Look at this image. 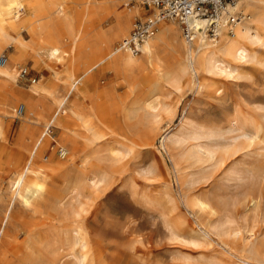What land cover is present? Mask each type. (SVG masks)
Instances as JSON below:
<instances>
[{
    "label": "rangeland",
    "instance_id": "1",
    "mask_svg": "<svg viewBox=\"0 0 264 264\" xmlns=\"http://www.w3.org/2000/svg\"><path fill=\"white\" fill-rule=\"evenodd\" d=\"M133 4H138L143 16L137 13L130 28L151 14L142 0ZM35 8L31 1L25 2L19 19L26 23ZM260 10L264 11V3ZM68 12L79 27L96 22L101 9L92 6L86 12L70 2ZM259 30L264 38V22ZM84 33L89 40L94 31ZM10 36L18 35L11 31ZM119 43L120 39L112 47ZM13 47V41L3 42L0 55L8 56ZM249 48L248 60L232 61L234 76L204 71L194 78L186 74L161 82L157 90L160 123L148 132L143 127L145 113L139 109L125 118L119 134L79 143L72 155L62 158L53 143L41 152V161L43 155L54 153L56 158L74 161L79 169L94 171L98 179L103 176L97 184L82 182L78 193L71 191L78 170L56 176L57 189L67 196L61 207L47 210L50 222L35 225V254L41 264L51 260L54 264H264L248 250L252 244L264 243V42L249 43ZM72 59L66 56L62 64L65 80V70L75 66ZM168 65L176 69L175 61ZM22 69L27 72L23 74ZM15 73L16 84L29 87L42 77L46 81L47 65L37 64L30 52L16 64ZM111 77L100 73L93 84L81 92L75 88L71 95L78 91L87 104L99 101L96 90ZM14 84L9 82L7 90H14ZM69 88L70 83L57 91L63 96ZM20 102L13 100L11 124L3 126L11 144L23 118L16 113ZM129 104L134 106L132 100ZM51 117L52 113L45 124ZM182 122L187 136L183 142L162 139L168 130L178 131ZM193 127L216 133L211 140L216 150L213 158L193 161L187 157L195 142L187 135ZM246 131L249 135H244ZM53 133L59 137L55 129ZM7 180L2 179L0 193L10 200ZM196 197L208 199L212 208L195 206ZM24 216L35 219L31 213ZM75 226L89 242L85 259L71 234ZM24 236L21 233L20 239ZM2 251L1 264H9L2 260Z\"/></svg>",
    "mask_w": 264,
    "mask_h": 264
},
{
    "label": "bare ground",
    "instance_id": "2",
    "mask_svg": "<svg viewBox=\"0 0 264 264\" xmlns=\"http://www.w3.org/2000/svg\"><path fill=\"white\" fill-rule=\"evenodd\" d=\"M27 1L36 8L26 24L19 15ZM70 2L82 6L86 12L92 6L99 7L98 20L76 27L68 12ZM261 3L264 0H239L237 8L245 14L244 20L222 25L215 37L199 31L192 42L181 37L177 19L161 20L136 54L121 45L133 28L134 23L130 28L132 18L137 13L143 16L138 4L130 6L128 0L124 3L121 0H0V51L3 42H14L5 62L0 61V183L8 177L11 191L10 200L0 193L2 260L9 264H41L35 254V225L50 222L47 210L61 207L67 196L57 189V175L78 170L71 188L77 193L85 180L97 184L103 178H96L94 171L77 168L74 161L54 157V153L51 157L50 154L43 155L41 161L40 154L49 144L58 145L56 150H62V155L58 154L65 158L77 150L79 143L108 133L119 134L118 127L125 118L139 109L145 113V132L159 126L157 90L161 82L186 74L194 78L204 71L234 76L232 61L248 60L251 56L249 43L264 42L259 30L264 22ZM156 14L157 8H153L150 15ZM192 22L200 28L205 20L194 16ZM86 29L94 31L89 40L84 33ZM11 31L17 32L18 36L11 37ZM119 39V45L113 48L112 44ZM30 52L35 54L37 64L47 65V79L42 81V77L29 87L19 86L15 67ZM78 54L81 61H78ZM70 55L75 66L72 70H65V80L62 64H66L65 57ZM169 61H175L176 69L169 67ZM100 73H109L112 77L105 85L98 86L96 97L101 99L87 104L78 93L86 85L93 84ZM9 82L16 85L12 91L7 90ZM68 83V91L59 95L57 90L67 87ZM75 88L79 92L72 96ZM14 99H21L18 106L23 104L25 110L16 141L11 144L3 135V126L11 124ZM129 100L134 106H130ZM51 113V120L45 124ZM43 124L44 129L40 132ZM105 126L109 132L104 131ZM183 127L182 122L178 131L168 130L162 139L177 144L183 142L187 138ZM54 129L59 137L53 133ZM243 133L249 135L248 131ZM187 135L195 140L187 155L189 159L205 161L214 157L216 150L211 140L216 133L212 130L202 133L193 127ZM203 137L208 141H201ZM192 203L200 209L212 208L205 197H196ZM25 213H31L36 221L31 222L35 219L24 216ZM72 230L75 242L80 245L81 258L85 259L89 250L88 239L78 226ZM21 233L25 234L23 239H20ZM248 250L253 259L264 263V243L252 244ZM46 263L54 264V260Z\"/></svg>",
    "mask_w": 264,
    "mask_h": 264
},
{
    "label": "built area",
    "instance_id": "3",
    "mask_svg": "<svg viewBox=\"0 0 264 264\" xmlns=\"http://www.w3.org/2000/svg\"><path fill=\"white\" fill-rule=\"evenodd\" d=\"M130 3L133 0H128ZM239 0H143L142 4L153 11L157 8L156 15H149L134 22L130 34L122 41L123 48L130 49L133 53L141 51L142 44L155 32L161 20L177 19L182 27L183 37L192 42L198 32L215 37L218 29L225 24H237L245 19V14L238 10ZM204 18L205 22L200 28L192 22L193 17ZM6 55L0 61L5 62ZM23 74L26 69L21 70ZM24 105L17 107V114L24 113ZM62 155V150L59 151Z\"/></svg>",
    "mask_w": 264,
    "mask_h": 264
}]
</instances>
